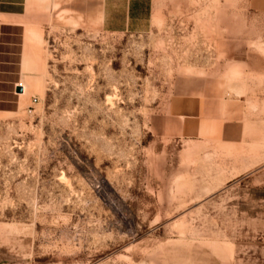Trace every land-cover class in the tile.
Returning a JSON list of instances; mask_svg holds the SVG:
<instances>
[{
  "label": "rangeland",
  "instance_id": "obj_1",
  "mask_svg": "<svg viewBox=\"0 0 264 264\" xmlns=\"http://www.w3.org/2000/svg\"><path fill=\"white\" fill-rule=\"evenodd\" d=\"M198 3L147 32L50 24L28 36L26 100L0 115V264H264V185L208 195L190 182L207 168L149 128L177 71L220 58V0ZM231 10L232 38L246 16L264 50V13ZM191 192L203 198H180Z\"/></svg>",
  "mask_w": 264,
  "mask_h": 264
},
{
  "label": "crops",
  "instance_id": "obj_2",
  "mask_svg": "<svg viewBox=\"0 0 264 264\" xmlns=\"http://www.w3.org/2000/svg\"><path fill=\"white\" fill-rule=\"evenodd\" d=\"M198 7V0H0V115L19 111L26 100L24 57L33 32L50 24L147 32L194 17ZM231 7L264 13V0H220V58L206 67L177 71L149 118L151 131L175 144L185 165L207 168L206 177L194 176L190 182L206 183L208 195L236 181L264 185V93L257 90L264 88V79H256L264 50L253 47L257 40L249 36L246 16H237L241 35L232 38ZM180 198L203 197L191 192ZM216 260L230 262L218 255L202 263Z\"/></svg>",
  "mask_w": 264,
  "mask_h": 264
},
{
  "label": "built area",
  "instance_id": "obj_3",
  "mask_svg": "<svg viewBox=\"0 0 264 264\" xmlns=\"http://www.w3.org/2000/svg\"><path fill=\"white\" fill-rule=\"evenodd\" d=\"M34 101H37V97L36 96L32 97V102H34Z\"/></svg>",
  "mask_w": 264,
  "mask_h": 264
}]
</instances>
